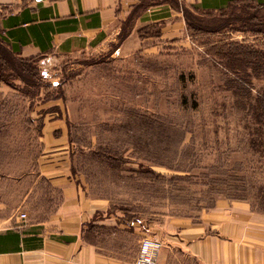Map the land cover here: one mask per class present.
<instances>
[{
  "label": "rangeland",
  "instance_id": "1",
  "mask_svg": "<svg viewBox=\"0 0 264 264\" xmlns=\"http://www.w3.org/2000/svg\"><path fill=\"white\" fill-rule=\"evenodd\" d=\"M185 16L190 42L156 54L123 60L118 42L91 44L1 73L23 91L0 101L6 155L23 163L42 151L29 96L61 110L73 173L129 227L102 229L94 242L125 261L165 223L195 220L220 199L264 211V8L241 2L212 13L186 8Z\"/></svg>",
  "mask_w": 264,
  "mask_h": 264
},
{
  "label": "crops",
  "instance_id": "2",
  "mask_svg": "<svg viewBox=\"0 0 264 264\" xmlns=\"http://www.w3.org/2000/svg\"><path fill=\"white\" fill-rule=\"evenodd\" d=\"M241 2L260 7L264 0H0V41L17 58L55 63L91 44L118 42L114 54L127 60L190 42L186 8L212 13ZM9 94L22 91L1 81L0 101ZM27 100L42 151L23 163L5 153L0 108V264H134L94 242L102 229L116 235L129 227L73 173L62 111ZM161 228L159 264H264V211L249 201L220 199L195 220Z\"/></svg>",
  "mask_w": 264,
  "mask_h": 264
},
{
  "label": "built area",
  "instance_id": "3",
  "mask_svg": "<svg viewBox=\"0 0 264 264\" xmlns=\"http://www.w3.org/2000/svg\"><path fill=\"white\" fill-rule=\"evenodd\" d=\"M20 217L24 219L26 215L21 214ZM162 248L163 244L160 240L154 237L144 238L140 242L139 251L134 264H159V255Z\"/></svg>",
  "mask_w": 264,
  "mask_h": 264
},
{
  "label": "trees",
  "instance_id": "4",
  "mask_svg": "<svg viewBox=\"0 0 264 264\" xmlns=\"http://www.w3.org/2000/svg\"><path fill=\"white\" fill-rule=\"evenodd\" d=\"M249 5H252L253 4L250 2L248 3ZM257 7V6H256ZM259 7V6H258ZM260 8H264V3L261 4ZM201 13H211V12H201ZM187 23H188V19H187ZM20 61V63L24 64L26 60L24 59H20V58H17L15 57L1 42L0 44V82H5L8 84L9 81H7L4 77H2L1 73H2V70L5 71V72H17V68H16V65L12 64L14 63L15 61ZM27 62V61H26ZM13 65V66H12ZM6 68H9L7 71L5 69ZM22 91V89H21ZM23 92V91H22ZM30 97V96H29Z\"/></svg>",
  "mask_w": 264,
  "mask_h": 264
}]
</instances>
